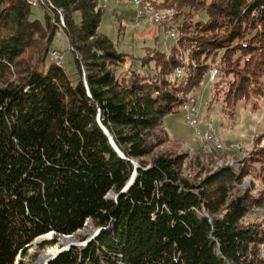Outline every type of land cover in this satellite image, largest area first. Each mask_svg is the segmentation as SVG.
<instances>
[{
  "label": "trees",
  "instance_id": "obj_1",
  "mask_svg": "<svg viewBox=\"0 0 264 264\" xmlns=\"http://www.w3.org/2000/svg\"><path fill=\"white\" fill-rule=\"evenodd\" d=\"M150 1L173 10L176 38L135 55L100 33V0H0V80L35 50L0 88V264H24L35 238L73 235L87 221L99 232L48 264H264V216L244 220L264 189L235 188L252 174L264 184V135L242 172L199 182L183 173L187 155L155 150L169 139L164 116L197 96L210 67L212 101L221 96L229 118L263 94L264 0ZM59 31L69 70L49 55Z\"/></svg>",
  "mask_w": 264,
  "mask_h": 264
},
{
  "label": "rangeland",
  "instance_id": "obj_2",
  "mask_svg": "<svg viewBox=\"0 0 264 264\" xmlns=\"http://www.w3.org/2000/svg\"><path fill=\"white\" fill-rule=\"evenodd\" d=\"M100 2L105 9L100 22V33L107 35L117 46L118 50L141 55L143 52V50L139 49L141 46L157 45L167 51L173 39L176 38V31H174V37L168 38L165 36L163 27L151 26L145 20H140L137 24L136 13L132 8L131 0H100ZM39 8L35 7L34 10L39 11ZM53 44L51 48L63 55L62 62L59 63L69 70L73 67V61L71 52L64 51L67 45L65 35L60 31L57 32L53 39ZM33 51H35L33 47L26 49L16 65L10 68L9 74L5 77L6 79L4 78L5 81L0 80V88L7 86V84L9 85V83H15L21 77L22 70L29 64L30 58L33 56ZM33 60L34 56L32 57ZM170 77H178L177 69ZM211 86L204 79L196 96L197 100H199L197 113L195 114V118L198 121L197 127H190L187 124L184 112L181 110L166 114L163 118V127L167 131L169 139L161 136L158 140L161 144L155 149L158 152L170 155L181 154L183 157L187 155L182 164L183 173L191 176L197 182L225 167L242 172L243 166L246 165L247 159L245 160V158L252 154V150L256 147V140L264 135V76L262 77L263 94L260 97H251L249 100L239 101L235 107L234 119L229 118L222 110L224 104L221 96L217 100L212 101ZM207 122L212 123V130L218 136L217 138L221 140V148H218L216 144H211V142L205 143L203 141L201 133L206 130ZM201 142H204V145H201ZM235 188L237 190L236 193L243 192L244 194V192L248 191L250 194L259 197V193L264 189V184L256 180L252 174L243 177L235 184ZM109 196H113V194H109ZM260 198H263V196L260 195ZM263 216L264 199L253 205L244 220L250 221ZM95 229L90 221H87L81 230L71 235L73 240L70 242L82 243L94 234ZM47 234L38 236L30 243L23 258L24 264H42L43 262L39 260L42 252L54 247L59 249L68 244L62 243V239H65L63 238L64 235ZM82 236H85V239L80 240ZM52 239L55 240L54 243L41 245L43 242ZM77 245L81 246L80 244ZM262 248V253L264 254V247Z\"/></svg>",
  "mask_w": 264,
  "mask_h": 264
},
{
  "label": "built area",
  "instance_id": "obj_3",
  "mask_svg": "<svg viewBox=\"0 0 264 264\" xmlns=\"http://www.w3.org/2000/svg\"><path fill=\"white\" fill-rule=\"evenodd\" d=\"M28 3L33 7L38 6V0H28ZM131 4L136 13L137 24L140 22V20H145L151 26L156 25L157 27H163L166 37H174V29L170 26V19L172 18L173 10L147 5L144 0H131ZM49 55L52 60L62 62L63 56L59 51L53 49L50 51ZM177 71L179 76V73L182 70L177 69ZM215 73H217V68L214 66L210 67L207 75L208 83ZM187 101L188 103L182 105L181 111L184 112V117L187 124L190 127L196 128L195 114L197 113V105L199 100H197L194 96H190V99ZM207 139H211V144H217V147L221 148V140L217 139V135L214 134V131L212 130V123H210V130H207ZM201 145H204V142H201Z\"/></svg>",
  "mask_w": 264,
  "mask_h": 264
},
{
  "label": "water",
  "instance_id": "obj_4",
  "mask_svg": "<svg viewBox=\"0 0 264 264\" xmlns=\"http://www.w3.org/2000/svg\"><path fill=\"white\" fill-rule=\"evenodd\" d=\"M101 127L103 128V130H104V132L108 135V138H109V141H110V143H111V145H112V147H113V149L118 153V155H119V157L121 156L122 158H124V156H123V153L118 149V147L115 145V143H114V141L112 140V138H111V136L108 134V132H106L107 130L101 125ZM133 162V164H134V172L132 173V176H131V178L129 179V181L125 184V186H124V188L122 189V191L121 192H124L129 186H130V184L132 183V181H133V178H134V175H135V172H136V168H138V164L133 160L132 161ZM115 197H117V195H114ZM99 230L100 229H95V232H94V234L90 237V238H88L87 240H85V241H83L82 243L81 242H70V243H68L67 245H65V246H62V247H60L57 251H56V253H53V254H51V255H49L48 257H46V259H45V261H43V263L42 264H48V262L51 260V259H53L54 257H56L59 253H61V252H63V251H65V250H67V249H69L71 246H75V245H77V244H80V245H85V244H87L98 232H99ZM47 234V233H46ZM64 236H69V237H72L71 235H64Z\"/></svg>",
  "mask_w": 264,
  "mask_h": 264
},
{
  "label": "bare ground",
  "instance_id": "obj_5",
  "mask_svg": "<svg viewBox=\"0 0 264 264\" xmlns=\"http://www.w3.org/2000/svg\"><path fill=\"white\" fill-rule=\"evenodd\" d=\"M144 2H146V4L147 5H153L154 6V4L150 1V0H144ZM175 31V30H174ZM171 38V37H170ZM56 63H59V61H56ZM60 64V63H59ZM216 74V73H215ZM215 74H214V76H215ZM214 76H212L211 77V80L213 79V77ZM211 122V121H210ZM210 122H207L206 123V130H204L202 133H201V137L203 138V141H205V143H209V142H211V139H207V130H210ZM195 123H196V125L198 124V121H197V119L195 118ZM215 134V133H214ZM216 135V134H215ZM218 137V136H217ZM218 139V138H217ZM220 139V138H219ZM217 145V144H216ZM46 235V234H45ZM44 235V236H45ZM48 235V234H47ZM63 238H65V239H62V243H65V244H67V243H69L70 241H72L73 239L71 238V237H69V236H63ZM69 240H68V239ZM58 248L57 247H54V248H51V249H48L47 251H45V252H42V254L40 255V257H39V260L41 261V262H43V261H45V259H46V257H48L50 254H52V253H56V250H57Z\"/></svg>",
  "mask_w": 264,
  "mask_h": 264
}]
</instances>
